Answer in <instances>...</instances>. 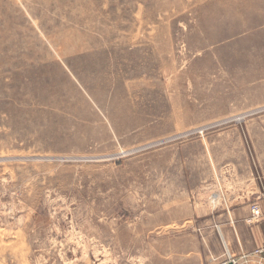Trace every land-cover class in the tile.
Returning a JSON list of instances; mask_svg holds the SVG:
<instances>
[{
    "label": "rangeland",
    "instance_id": "374dc122",
    "mask_svg": "<svg viewBox=\"0 0 264 264\" xmlns=\"http://www.w3.org/2000/svg\"><path fill=\"white\" fill-rule=\"evenodd\" d=\"M0 158V264L251 238L231 212L264 223V0H0Z\"/></svg>",
    "mask_w": 264,
    "mask_h": 264
},
{
    "label": "crops",
    "instance_id": "0c3cea01",
    "mask_svg": "<svg viewBox=\"0 0 264 264\" xmlns=\"http://www.w3.org/2000/svg\"><path fill=\"white\" fill-rule=\"evenodd\" d=\"M237 219V228L246 230L251 238L242 237V240H197V253L202 264H214L224 261L227 264H264V223L257 226L247 224L246 218L250 216V208L241 207L231 212ZM224 212L219 213L216 221L224 227ZM251 231H255L257 240L251 236ZM216 264V263H215Z\"/></svg>",
    "mask_w": 264,
    "mask_h": 264
},
{
    "label": "built area",
    "instance_id": "2783aa9c",
    "mask_svg": "<svg viewBox=\"0 0 264 264\" xmlns=\"http://www.w3.org/2000/svg\"><path fill=\"white\" fill-rule=\"evenodd\" d=\"M251 211H252V215H253L254 217L259 218V217L262 215V212H261L260 206H259L258 204H254V205L252 206ZM261 251L264 252V248H262Z\"/></svg>",
    "mask_w": 264,
    "mask_h": 264
},
{
    "label": "water",
    "instance_id": "95a60500",
    "mask_svg": "<svg viewBox=\"0 0 264 264\" xmlns=\"http://www.w3.org/2000/svg\"><path fill=\"white\" fill-rule=\"evenodd\" d=\"M6 159H20V158H5V159L0 158V160H6Z\"/></svg>",
    "mask_w": 264,
    "mask_h": 264
}]
</instances>
